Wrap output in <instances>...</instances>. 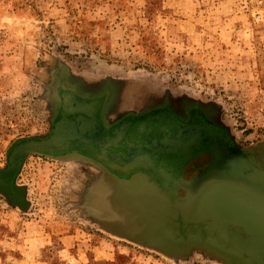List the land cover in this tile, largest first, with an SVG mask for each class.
Here are the masks:
<instances>
[{
  "label": "rangeland",
  "instance_id": "rangeland-1",
  "mask_svg": "<svg viewBox=\"0 0 264 264\" xmlns=\"http://www.w3.org/2000/svg\"><path fill=\"white\" fill-rule=\"evenodd\" d=\"M253 8L264 0H0V166L16 140L47 131V85L62 64L83 80L213 100L241 139L263 143L264 24ZM21 167L27 209L0 193L5 264H224L206 249L167 253L102 227L79 206L93 170L73 160L30 154Z\"/></svg>",
  "mask_w": 264,
  "mask_h": 264
},
{
  "label": "flooded vegetation",
  "instance_id": "flooded-vegetation-1",
  "mask_svg": "<svg viewBox=\"0 0 264 264\" xmlns=\"http://www.w3.org/2000/svg\"><path fill=\"white\" fill-rule=\"evenodd\" d=\"M56 80L59 101L52 96ZM47 90L49 126L43 135L52 121L60 120L63 108L78 106L85 111L80 114L86 122L74 121L85 128L80 137L66 140L61 151L52 152L53 156L74 152L78 156L64 160L93 170L85 184L90 191L79 206L105 229L135 240H141L136 231L153 216L161 196L174 200L184 194L175 187L180 178L193 177L216 152L239 153L257 143L241 139L213 100L148 82L88 81L72 76L68 69L64 73L60 66ZM118 180L129 183L116 188Z\"/></svg>",
  "mask_w": 264,
  "mask_h": 264
},
{
  "label": "water",
  "instance_id": "water-1",
  "mask_svg": "<svg viewBox=\"0 0 264 264\" xmlns=\"http://www.w3.org/2000/svg\"><path fill=\"white\" fill-rule=\"evenodd\" d=\"M62 68L65 73L68 66L62 64ZM57 80L51 88L52 96L59 101ZM80 112L85 111L78 106L63 108L60 120L51 122L46 135L15 141L0 170V176L6 177L0 178V193L10 205L22 211L28 207L25 187L15 182L28 155L55 159L77 155L73 152L53 156L52 152L61 151L66 140L80 137L85 128L74 124L86 122ZM69 114L74 118L68 120ZM128 183L129 180H118L116 188ZM175 187L184 194L174 200L161 196L153 216H148L136 231L141 240H132L167 253L170 249H206L224 264H264V142L241 148L239 153L229 149L214 153L209 164L189 179L180 178Z\"/></svg>",
  "mask_w": 264,
  "mask_h": 264
},
{
  "label": "built area",
  "instance_id": "built-area-1",
  "mask_svg": "<svg viewBox=\"0 0 264 264\" xmlns=\"http://www.w3.org/2000/svg\"><path fill=\"white\" fill-rule=\"evenodd\" d=\"M254 1H257L258 4L261 3V0H254ZM250 14H251L252 21L254 23L264 24V9L263 8H253L250 11ZM261 50H262V58L264 60V43H262ZM262 70L264 71V66L262 67Z\"/></svg>",
  "mask_w": 264,
  "mask_h": 264
},
{
  "label": "crops",
  "instance_id": "crops-1",
  "mask_svg": "<svg viewBox=\"0 0 264 264\" xmlns=\"http://www.w3.org/2000/svg\"><path fill=\"white\" fill-rule=\"evenodd\" d=\"M24 250L21 251V252H23V254L25 252L27 254V256H29L28 254L30 252V248L29 247H26ZM0 264H5V262H3L2 259H1L0 260ZM11 264H43V260H39V259L33 260V259H30V258L26 257V258L21 259V260L20 259H17L15 261H11Z\"/></svg>",
  "mask_w": 264,
  "mask_h": 264
}]
</instances>
